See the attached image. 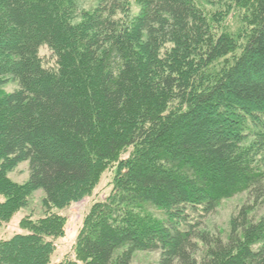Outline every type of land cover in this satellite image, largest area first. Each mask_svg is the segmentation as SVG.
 Returning <instances> with one entry per match:
<instances>
[{
    "label": "trees",
    "instance_id": "trees-1",
    "mask_svg": "<svg viewBox=\"0 0 264 264\" xmlns=\"http://www.w3.org/2000/svg\"><path fill=\"white\" fill-rule=\"evenodd\" d=\"M76 1L0 0V224L43 191V215L0 240V264H50L66 222L55 210L111 167L74 258L58 264H130L154 250L157 264H264V215L244 206L226 241L189 219L264 190V0H135L134 16L122 0L77 16ZM9 79L17 89L5 93ZM24 161L16 183L8 173Z\"/></svg>",
    "mask_w": 264,
    "mask_h": 264
},
{
    "label": "rangeland",
    "instance_id": "rangeland-1",
    "mask_svg": "<svg viewBox=\"0 0 264 264\" xmlns=\"http://www.w3.org/2000/svg\"><path fill=\"white\" fill-rule=\"evenodd\" d=\"M124 4H128L130 14L132 16L138 13L139 7L135 0H122ZM201 7L214 8L219 6L224 0H195ZM126 2V3H125ZM98 0H77L76 1V15L79 16L82 11L91 10ZM121 13H116L115 17H121ZM77 21L79 17L76 18ZM38 55L41 58L43 65L48 68H53L55 65V56L47 46H41L38 50ZM17 89V83L13 80H7L2 86L5 93H10ZM115 167L108 168L102 175L99 183L93 189L90 195L84 197L80 201L73 203L69 208L64 210H55L65 217L64 235L54 240L55 250L51 256L50 264H58L67 259H73V245L82 225L84 215L88 212L91 205L102 200L110 189V181L112 179ZM28 162L24 161L17 165L8 177L16 182L23 183L28 178ZM264 188V187H263ZM43 191L38 189L33 192L29 203L26 207L18 210L9 221L0 224V240L8 239L17 233H24L20 227V221L23 218L30 217L31 219L39 218L43 215L41 207V199ZM244 206L251 208L248 215L251 219L257 220L264 215V190L259 191H245L233 197L222 200L219 205L209 214L203 217H197L196 214H190L191 222L199 221L196 230L202 235H206L209 239L219 237L226 241L230 230V221L235 217L240 209ZM149 211L156 217L164 219L165 216L162 211L149 207ZM196 256H201L204 250L203 244L198 241ZM159 259V251H135L130 260V264H157Z\"/></svg>",
    "mask_w": 264,
    "mask_h": 264
}]
</instances>
